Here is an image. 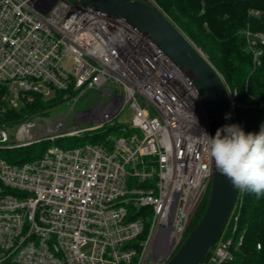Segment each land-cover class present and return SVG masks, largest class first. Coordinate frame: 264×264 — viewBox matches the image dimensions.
<instances>
[{
    "label": "built area",
    "instance_id": "built-area-1",
    "mask_svg": "<svg viewBox=\"0 0 264 264\" xmlns=\"http://www.w3.org/2000/svg\"><path fill=\"white\" fill-rule=\"evenodd\" d=\"M117 33L123 46L112 43ZM245 37L257 67L264 31L247 29ZM97 44L104 56L93 54ZM88 89L104 91L107 103L79 113L93 123L85 129L62 132L27 118L0 123V264H166L210 189L203 100L154 40L73 0H0V116L34 96ZM227 91L238 125L236 93ZM116 125L121 135L99 143L47 147L27 160L8 154ZM238 195L203 264L233 261Z\"/></svg>",
    "mask_w": 264,
    "mask_h": 264
},
{
    "label": "trees",
    "instance_id": "trees-1",
    "mask_svg": "<svg viewBox=\"0 0 264 264\" xmlns=\"http://www.w3.org/2000/svg\"><path fill=\"white\" fill-rule=\"evenodd\" d=\"M153 1L180 32L205 52L225 87L236 93L235 116L239 127L245 134L259 133L264 126V52L260 65L255 67L253 56L247 48L245 31H264V0ZM252 9L260 10L261 18L250 16ZM64 94L75 93L58 92L56 100ZM45 103L41 97L34 96L24 108L8 111L0 116V123L21 122L26 119V114L32 115L47 108ZM110 134L121 135L120 126L105 127L86 137H91L93 143H99ZM79 142L80 139H67L59 143L66 147H75L80 145ZM33 147L11 151L8 154L19 159L23 153H30ZM209 193L208 189L185 238L204 215ZM142 213L143 216L149 215L150 210L143 209ZM233 215L237 217L236 230L230 231L234 259L225 264H264V196L257 199L254 193L242 192L238 195V204ZM146 224L148 229V220ZM241 239V245L235 249Z\"/></svg>",
    "mask_w": 264,
    "mask_h": 264
},
{
    "label": "water",
    "instance_id": "water-1",
    "mask_svg": "<svg viewBox=\"0 0 264 264\" xmlns=\"http://www.w3.org/2000/svg\"><path fill=\"white\" fill-rule=\"evenodd\" d=\"M105 12L138 28L192 80L210 120L211 137L217 129L234 124L229 93L216 69L169 19L147 0H73ZM228 116L229 118H225ZM207 208L166 264H203L233 211L238 189L221 175L213 161Z\"/></svg>",
    "mask_w": 264,
    "mask_h": 264
},
{
    "label": "clouds",
    "instance_id": "clouds-1",
    "mask_svg": "<svg viewBox=\"0 0 264 264\" xmlns=\"http://www.w3.org/2000/svg\"><path fill=\"white\" fill-rule=\"evenodd\" d=\"M111 40L120 46L125 42L120 33ZM93 54L104 56L106 49L97 44ZM203 135L208 139L209 155L217 171L240 191L254 193L257 199L264 196V126L259 133L245 134L238 125H225L217 129L214 137Z\"/></svg>",
    "mask_w": 264,
    "mask_h": 264
},
{
    "label": "rangeland",
    "instance_id": "rangeland-1",
    "mask_svg": "<svg viewBox=\"0 0 264 264\" xmlns=\"http://www.w3.org/2000/svg\"><path fill=\"white\" fill-rule=\"evenodd\" d=\"M147 1L151 3L154 7L158 8V6L154 3L153 0H147ZM186 38L198 50H201L187 36ZM204 56L208 61V57L206 56L205 52H204ZM56 99H57L56 96L51 99L42 98V100L46 102L45 104L47 105V108H45L42 111L33 113L32 115L26 114L24 117L27 119H38L39 123L44 126H46L47 124L60 126L62 132L81 130L92 126L93 123L92 121L88 122L84 120V118L82 117L83 115L79 113L86 112L92 109L93 107L97 106L98 104L104 105L105 103H107V96L105 95V92L104 91L100 92L98 89H88L82 93H77V94H64L58 100ZM131 117H132V112L127 107L124 110L119 120L121 123L129 124L131 122ZM86 136H88L87 133H85V135L81 134V136L79 137L76 136L68 139H80L79 142L80 145L82 143L83 144L92 143L91 137H86ZM61 140L63 139H57L55 140V142L47 141L34 145L33 150H31L30 153H28V151L27 153H23L19 157V160L36 157L40 155L47 147L61 145V143H59Z\"/></svg>",
    "mask_w": 264,
    "mask_h": 264
}]
</instances>
